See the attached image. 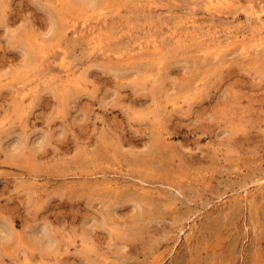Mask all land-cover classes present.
I'll return each mask as SVG.
<instances>
[{
    "label": "rangeland",
    "instance_id": "obj_1",
    "mask_svg": "<svg viewBox=\"0 0 264 264\" xmlns=\"http://www.w3.org/2000/svg\"><path fill=\"white\" fill-rule=\"evenodd\" d=\"M0 264H264V0H0Z\"/></svg>",
    "mask_w": 264,
    "mask_h": 264
},
{
    "label": "bare ground",
    "instance_id": "obj_2",
    "mask_svg": "<svg viewBox=\"0 0 264 264\" xmlns=\"http://www.w3.org/2000/svg\"><path fill=\"white\" fill-rule=\"evenodd\" d=\"M212 1V0H211Z\"/></svg>",
    "mask_w": 264,
    "mask_h": 264
}]
</instances>
